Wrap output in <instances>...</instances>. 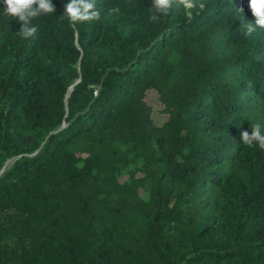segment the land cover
<instances>
[{
	"label": "trees",
	"instance_id": "16d2710c",
	"mask_svg": "<svg viewBox=\"0 0 264 264\" xmlns=\"http://www.w3.org/2000/svg\"><path fill=\"white\" fill-rule=\"evenodd\" d=\"M52 2L25 39L0 0V264H264L248 0Z\"/></svg>",
	"mask_w": 264,
	"mask_h": 264
},
{
	"label": "clouds",
	"instance_id": "9594fccd",
	"mask_svg": "<svg viewBox=\"0 0 264 264\" xmlns=\"http://www.w3.org/2000/svg\"><path fill=\"white\" fill-rule=\"evenodd\" d=\"M177 0H151L152 11L156 14L166 15L172 9ZM6 6L4 13L16 18L21 27L19 34L25 39L33 37L38 31L32 24V20L41 15H48L56 12L52 0H4ZM248 8L253 17V22H245V34L252 35L258 29H264V0H248ZM118 11V9H116ZM241 12L243 9L240 10ZM72 22L90 21L100 17V11L96 7L95 0H70L64 5V14ZM152 19H156L153 15ZM240 138L243 144L248 147L258 145L264 149V132L259 123L251 127V131H241Z\"/></svg>",
	"mask_w": 264,
	"mask_h": 264
},
{
	"label": "rangeland",
	"instance_id": "374dc122",
	"mask_svg": "<svg viewBox=\"0 0 264 264\" xmlns=\"http://www.w3.org/2000/svg\"><path fill=\"white\" fill-rule=\"evenodd\" d=\"M148 99H149V102H150V103L155 104V97H154L153 95H149ZM154 119H155V121H156L157 123H161V122L163 121V118H162L160 115H158V114H155V115H154ZM11 164H12V161H8V162L5 164L3 171H4L5 169H7Z\"/></svg>",
	"mask_w": 264,
	"mask_h": 264
},
{
	"label": "water",
	"instance_id": "95a60500",
	"mask_svg": "<svg viewBox=\"0 0 264 264\" xmlns=\"http://www.w3.org/2000/svg\"><path fill=\"white\" fill-rule=\"evenodd\" d=\"M6 163H7V162H6ZM6 163H5V164H6ZM5 164H4V166H5ZM4 166H3L2 170L0 171V173L3 171V169H4Z\"/></svg>",
	"mask_w": 264,
	"mask_h": 264
}]
</instances>
